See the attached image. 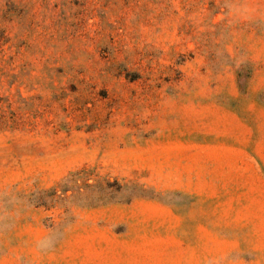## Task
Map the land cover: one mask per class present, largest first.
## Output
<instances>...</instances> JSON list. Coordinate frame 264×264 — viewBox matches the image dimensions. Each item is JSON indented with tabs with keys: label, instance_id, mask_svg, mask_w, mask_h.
I'll return each mask as SVG.
<instances>
[{
	"label": "rangeland",
	"instance_id": "obj_1",
	"mask_svg": "<svg viewBox=\"0 0 264 264\" xmlns=\"http://www.w3.org/2000/svg\"><path fill=\"white\" fill-rule=\"evenodd\" d=\"M0 264H264V0H0Z\"/></svg>",
	"mask_w": 264,
	"mask_h": 264
}]
</instances>
